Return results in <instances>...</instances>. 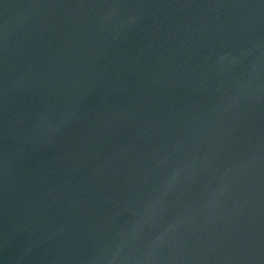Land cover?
Segmentation results:
<instances>
[{"label":"water","instance_id":"1","mask_svg":"<svg viewBox=\"0 0 264 264\" xmlns=\"http://www.w3.org/2000/svg\"><path fill=\"white\" fill-rule=\"evenodd\" d=\"M0 264H264V0H0Z\"/></svg>","mask_w":264,"mask_h":264}]
</instances>
